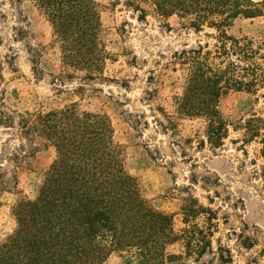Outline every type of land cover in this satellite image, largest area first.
Instances as JSON below:
<instances>
[{
    "label": "trees",
    "instance_id": "16d2710c",
    "mask_svg": "<svg viewBox=\"0 0 264 264\" xmlns=\"http://www.w3.org/2000/svg\"><path fill=\"white\" fill-rule=\"evenodd\" d=\"M31 1L51 26L60 51L64 69L54 80L59 85L76 77L110 81L104 75L109 54L100 40L96 2ZM123 5L139 21L151 15L170 28L173 17L182 28L203 33L204 39L173 52L172 60L185 69L175 114L203 123L199 146L220 148L228 135V123L218 110L221 96L229 90L255 94L264 89V37H238L228 30L240 17L261 16L264 0H123ZM75 91L80 95L82 85ZM160 114L164 122L155 121L161 131L174 133L173 116L162 109ZM15 123L28 142L39 137L53 147L55 158L35 196L11 207L15 225L0 240V264H105L113 253L126 264H205L201 260L212 253L218 228L217 210L188 193L180 208L183 226L175 229L172 215L153 208L126 170L105 113L83 109L77 101L25 113L0 109V126ZM241 126L245 142L260 144L264 183V117L252 114ZM218 249L219 263H230V252Z\"/></svg>",
    "mask_w": 264,
    "mask_h": 264
},
{
    "label": "rangeland",
    "instance_id": "374dc122",
    "mask_svg": "<svg viewBox=\"0 0 264 264\" xmlns=\"http://www.w3.org/2000/svg\"><path fill=\"white\" fill-rule=\"evenodd\" d=\"M94 1L100 14V40L109 54L104 75L111 80L76 77L59 85L54 77L64 67L45 17L31 0H0V109L25 113L77 101L83 109L105 113L112 123L113 140L123 151L126 170L153 208L172 215L175 229L183 226L180 208L188 193L217 210L212 253L202 262L220 264L221 246L231 254L228 264H264L260 144L245 142L241 129L252 114L264 117V89L255 94L224 93L218 110L228 123V135L220 148L208 143L199 146L203 123L175 114L174 98L182 91L185 69L172 55L204 39L203 33L182 28L173 17L170 28L151 15L139 21L123 0ZM228 32L264 37V12L236 19ZM78 85L83 87L80 95L75 91ZM161 109L176 121L174 133L162 132L155 121L164 122ZM54 158L53 147L39 137L28 142L17 123L0 126V240L14 228L11 207L19 199L35 196ZM105 264L126 263L119 253H113Z\"/></svg>",
    "mask_w": 264,
    "mask_h": 264
}]
</instances>
